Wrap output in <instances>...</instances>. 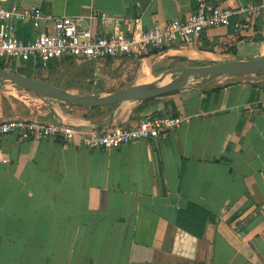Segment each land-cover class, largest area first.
<instances>
[{
	"label": "crops",
	"instance_id": "crops-1",
	"mask_svg": "<svg viewBox=\"0 0 264 264\" xmlns=\"http://www.w3.org/2000/svg\"><path fill=\"white\" fill-rule=\"evenodd\" d=\"M67 16L95 34L124 20L149 28L221 0H4ZM258 5L229 0L224 5ZM246 24L208 28L146 55L72 67V92L155 80L165 70L264 55V11ZM244 16H246L244 18ZM134 27V25H132ZM22 40L33 35L16 24ZM73 59L55 60L50 72ZM74 68V69H73ZM37 71V70H36ZM44 71V70H43ZM54 71V72H55ZM95 88L87 89L89 83ZM51 83V82H50ZM53 84V83H52ZM82 88H80V87ZM84 89V90H83ZM53 110V114H52ZM183 115L157 138L87 149L57 138L0 141V264H264V75L217 77L188 89L116 106L54 105L12 117L82 132L131 128Z\"/></svg>",
	"mask_w": 264,
	"mask_h": 264
},
{
	"label": "built area",
	"instance_id": "built-area-1",
	"mask_svg": "<svg viewBox=\"0 0 264 264\" xmlns=\"http://www.w3.org/2000/svg\"><path fill=\"white\" fill-rule=\"evenodd\" d=\"M0 0V62L8 68L46 70L55 60L73 59L77 65L116 57L139 58L149 50H161L178 40L190 43L208 28L233 26L244 28L241 16L259 15L264 11V0L258 5L240 6L200 3V9L184 18L173 19L163 25L149 28L137 27L139 18L124 20L123 27L117 24L110 34H95L82 27L71 17H56L35 6L22 8L17 1L4 6ZM244 16V18L246 17ZM28 22L33 35L27 40L18 38L15 25ZM134 25V27L132 26ZM183 115H158L143 119L131 128H116L110 131L93 130L82 132L54 122L38 119H9L0 122V141L9 134L20 140L57 138L74 142L87 149H111L128 145L146 138H157L164 129L174 128L186 122Z\"/></svg>",
	"mask_w": 264,
	"mask_h": 264
},
{
	"label": "water",
	"instance_id": "water-1",
	"mask_svg": "<svg viewBox=\"0 0 264 264\" xmlns=\"http://www.w3.org/2000/svg\"><path fill=\"white\" fill-rule=\"evenodd\" d=\"M264 75V55L239 56L204 66H180L165 70L155 80L111 91L75 93L43 79L0 67V86L10 83L49 103L95 108L143 101L188 89L217 77ZM53 114V110H52Z\"/></svg>",
	"mask_w": 264,
	"mask_h": 264
},
{
	"label": "rangeland",
	"instance_id": "rangeland-1",
	"mask_svg": "<svg viewBox=\"0 0 264 264\" xmlns=\"http://www.w3.org/2000/svg\"><path fill=\"white\" fill-rule=\"evenodd\" d=\"M75 66H79V65H77L76 63H68L66 66H62L61 70L59 69L55 71L54 69L51 71V73L47 72L48 69H46L47 71L46 70L43 71L41 69L37 71H33V70H29V68H26V67L21 68V69L11 67L9 69L16 70L19 73H22L28 76L43 79L57 86H62L63 88H68L69 86H75L76 84L81 82L79 81V78L76 72L71 74L72 71L70 70H72L71 69L72 67L77 68ZM92 84L93 83L90 82L88 84L89 86H81V87H87V89L95 88L94 86H92ZM98 87L101 89L106 88L107 89L106 91H111L114 89H119L121 85L116 83V84H105L101 86L100 84ZM77 93H84V91L77 92ZM54 105L56 106L60 104L49 103L35 96L34 94L28 91H25L21 88H18L8 82L0 86V114L2 117L6 116L7 118L8 115L10 114L21 116V115L32 113L35 115L37 110L46 108V107L49 108V106L51 107ZM15 118L20 119L18 117H12L10 119H15ZM24 120H30V119H24Z\"/></svg>",
	"mask_w": 264,
	"mask_h": 264
},
{
	"label": "trees",
	"instance_id": "trees-1",
	"mask_svg": "<svg viewBox=\"0 0 264 264\" xmlns=\"http://www.w3.org/2000/svg\"><path fill=\"white\" fill-rule=\"evenodd\" d=\"M0 67L1 68H4V69H9L8 67H6L4 64H3V62H0ZM18 72V71H17Z\"/></svg>",
	"mask_w": 264,
	"mask_h": 264
}]
</instances>
